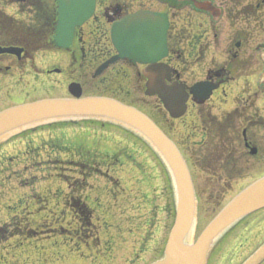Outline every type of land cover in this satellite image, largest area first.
Here are the masks:
<instances>
[{
  "label": "rangeland",
  "instance_id": "rangeland-1",
  "mask_svg": "<svg viewBox=\"0 0 264 264\" xmlns=\"http://www.w3.org/2000/svg\"><path fill=\"white\" fill-rule=\"evenodd\" d=\"M99 5L103 8L104 4ZM178 11L181 10L174 12ZM102 14V10L97 12L83 27L84 42L77 41L85 48L81 51L75 46L74 74H42L40 69L48 65L68 68L72 60L61 53L38 51L33 61L36 66L32 62L25 66L29 73L18 74L8 82L0 80V111L21 102L68 95L67 85L73 78L82 84L84 95L115 96L156 117L186 158L193 162L195 152L198 164L192 172L198 199L190 233L192 241L231 197L264 175V126L250 130L257 154L251 155L248 149H242L244 146L236 144L237 156L235 161L230 159L227 173L218 169L214 175L215 168H206L208 162L202 157L207 159V150L213 153L216 146L211 144V134L206 140L207 149L202 151L203 144L196 145L201 143L205 131L202 133L199 128L204 125L197 120L191 100L182 119L173 121L155 97L143 94L131 66L111 73L121 60L111 65V70L93 76L112 51ZM203 18L211 31H204L201 66L200 62L198 65L191 61L196 56L179 62L172 57L174 65L184 73L181 79H193V68L198 65L204 69L211 63L210 58L237 60L244 82L222 84L203 107L220 117L233 107L235 96L239 97V104L256 100L253 106L264 107V16H258L259 20L237 19L233 26L209 13ZM188 29L181 31L188 35L192 32ZM229 32L251 33L237 47L238 38L226 43L227 37L231 38ZM188 41L190 44V39L184 44ZM228 47L239 54L237 59L224 54ZM223 117L217 123L223 122ZM208 127L214 134L215 129ZM78 202L90 210L89 220L79 215L84 207ZM175 202L172 180L159 155L140 135L110 120L63 117L18 128L0 137V264H151L163 255L174 221ZM262 241L264 209L235 223L215 241L206 264H242Z\"/></svg>",
  "mask_w": 264,
  "mask_h": 264
},
{
  "label": "water",
  "instance_id": "water-1",
  "mask_svg": "<svg viewBox=\"0 0 264 264\" xmlns=\"http://www.w3.org/2000/svg\"><path fill=\"white\" fill-rule=\"evenodd\" d=\"M59 26L55 39L60 47H68L74 28L88 20L95 0H58ZM166 17L149 11H138L116 21L111 27V40L118 54L95 71L103 72L111 63L129 58L133 63L147 64L146 94L157 95L172 118L186 111L189 93L181 83L168 85L170 69L158 61L167 54ZM0 52H19L16 48ZM211 82H198L190 88L193 99L203 103L216 88ZM72 98H49L24 103L0 111V137L23 126L60 117H103L134 130L160 155L167 166L176 191V214L164 255L152 264H206L214 240L236 221L264 207V176L236 194L206 225L195 241H186L194 226L196 199L186 162L171 139L145 114L108 97H82L80 84L69 85ZM251 154L256 148H250ZM264 258V245L243 264H258Z\"/></svg>",
  "mask_w": 264,
  "mask_h": 264
},
{
  "label": "flooded vegetation",
  "instance_id": "flooded-vegetation-1",
  "mask_svg": "<svg viewBox=\"0 0 264 264\" xmlns=\"http://www.w3.org/2000/svg\"><path fill=\"white\" fill-rule=\"evenodd\" d=\"M100 2L104 4L103 8L99 5ZM175 4H178V6L180 5L179 10L181 11H178V13L174 12L177 10V5ZM190 4H193V6ZM13 6L15 9L10 10L9 8H12ZM101 10L103 12L102 18L105 21V26L108 27V31H110L113 22L139 10L164 13L167 16L169 28L167 31V55L163 58L162 63L171 68V76L185 82V84H188L194 78L199 76L200 79H212V81L214 80L215 82H218L220 87L225 83L242 80L241 76L243 75L237 74V71L239 70L237 69L238 65L235 60L228 62L229 59L227 58H223L222 61L210 58L211 63H207L204 69L198 67L199 64L201 66V62H203L204 59V50L202 48L204 45L202 43V39L205 38L204 31H211V26L205 27L203 23V14L209 13L212 17L224 18L225 22H228L230 26H233V21L248 18L253 13L259 17H263L264 0H177V2L175 0H96L95 14L92 18L97 15V12L101 13ZM197 13L201 15L198 18L196 16L198 15ZM59 16L58 0H0V48H16L19 50L18 53L0 52V80L3 79L8 82L10 79L12 80V78L18 77L21 73H29L30 69L25 66L27 63L32 62L33 64L35 53L38 51L52 52L56 55L61 53L68 56L70 61L72 60L70 62L71 64H68V68L48 65L43 69H40L42 74L47 76L57 74L67 77V73H75L76 68L74 63H72L75 60V46L77 45L81 51L85 48L82 43L84 42L82 41L84 35L83 27L91 19L83 23L81 26L75 27L73 40L65 49L60 48L54 40V36L56 35L58 29ZM181 26L184 30H187L189 27L190 29L188 30L192 32L185 35L187 32L181 31ZM194 29L196 31H194ZM174 31L176 33H174ZM228 34L231 38L227 37L226 40L228 41H226V43L231 40L233 42L236 38H238L236 39L239 41L238 46L247 40V36L250 37L247 34L242 35L241 33L229 32ZM79 39L82 42H78ZM187 39H190L192 42L190 41L189 44L188 41V44L186 43L185 45L184 41ZM177 45L180 46L179 49L174 48ZM111 46L112 51L105 56L102 62L116 54L115 47L112 42ZM224 54L229 55L228 58L237 59V57H239V54L236 55V53L233 52V48L230 47L224 51ZM173 56L176 58L177 62L182 59L185 60L186 58H188L187 60H191L192 57L196 56V58L191 61H194L195 64L200 63L197 65V68H193L192 70L195 75V77L192 76L193 79H190V81L181 79L184 73L181 74L180 70L176 67V65H174L175 63L172 62ZM190 56L192 57L189 58ZM223 65H225L226 68ZM128 66H131L132 75L134 76L133 78L139 82L138 87L140 86V83L141 86L144 85L145 79L143 78L142 70L145 66L142 64L131 63L129 59H123L121 60L119 66L114 68L115 70L113 69L112 71V67L110 66L108 68L111 70V73L117 74L121 72L124 67ZM70 80L71 81L69 83L78 82L73 78ZM242 82L244 81L242 80ZM249 82L251 83V81ZM69 83L67 85V90ZM61 97H69V94ZM252 98L255 99L256 96H253ZM237 99L239 100V97L235 96L233 100V107L230 110H225L226 113L224 114H228V117L224 123L227 125V122H229V126H232V129H236V132L234 133L235 137L239 138V132L242 130L244 135L242 134L241 141L244 143V147L246 148L247 144L252 146L256 143L253 141L254 137L250 134L251 128L258 127V129H260L264 126V108L255 105L253 106V103L256 100H254L251 104H239ZM197 114L199 116L196 117L197 120H200V122L204 125L201 126L200 124L199 127L203 132L208 128L205 123L206 118L203 117L205 115L204 108H199L197 110ZM222 117L220 119H222ZM253 118L254 122H252ZM223 119H226V117L224 116ZM205 140H208V135ZM80 205L81 203L78 202V206ZM2 242L3 240L0 238V244ZM3 246L5 249L6 246ZM263 263L264 261H262L261 264Z\"/></svg>",
  "mask_w": 264,
  "mask_h": 264
},
{
  "label": "trees",
  "instance_id": "trees-1",
  "mask_svg": "<svg viewBox=\"0 0 264 264\" xmlns=\"http://www.w3.org/2000/svg\"><path fill=\"white\" fill-rule=\"evenodd\" d=\"M235 62H238V61L235 60ZM227 117L228 116L226 115V119H224L223 122L217 123L218 120L215 117L211 116L210 114H207L205 116L206 127L209 125L211 128L215 129L214 130L215 133L212 134V132H210V134H211V138H212L211 144L216 146V149L212 150L213 153H209V152H211V149L207 150L206 155L209 157L207 159H206V157H204V158L202 157V161L205 160L204 162H208V163H205L206 168H208V169L215 168L214 170L216 172H218L219 167H221L222 171L226 172V170L231 165L230 159L231 160L233 159L235 161V155H236V152L238 151V146H236V144H238L237 141L239 140V138L235 137L234 133L236 132V129H232L231 128L232 126H229V122H227V125L224 123L227 120ZM252 122H254V118L252 119ZM226 130H227V132H226ZM192 153H193L192 154L193 155L192 156L193 162L190 161L191 162L190 164L192 166H194V165H197L198 163H196V161H195V156H194L195 152L193 151ZM209 163H211V164H209ZM203 171H206V170L203 168ZM81 205L84 208L81 211H78V213L80 216H83L84 219L88 220L89 217L87 214L90 213V210L87 209V207L84 204H81Z\"/></svg>",
  "mask_w": 264,
  "mask_h": 264
},
{
  "label": "bare ground",
  "instance_id": "bare-ground-1",
  "mask_svg": "<svg viewBox=\"0 0 264 264\" xmlns=\"http://www.w3.org/2000/svg\"><path fill=\"white\" fill-rule=\"evenodd\" d=\"M191 231H192V230H191ZM190 233H191V232H189V235L187 236L186 241H189V240H190Z\"/></svg>",
  "mask_w": 264,
  "mask_h": 264
}]
</instances>
